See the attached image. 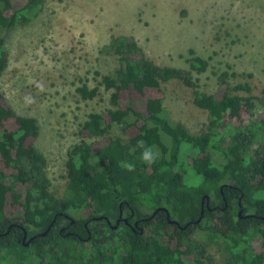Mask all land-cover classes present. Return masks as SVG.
I'll return each mask as SVG.
<instances>
[{
    "label": "trees",
    "instance_id": "16d2710c",
    "mask_svg": "<svg viewBox=\"0 0 264 264\" xmlns=\"http://www.w3.org/2000/svg\"><path fill=\"white\" fill-rule=\"evenodd\" d=\"M45 4L0 0V76L10 63L6 33L29 25ZM110 40L105 50L120 68L102 84L114 91L115 109L82 124L83 142L68 153L62 198L51 193L47 160L36 148L38 121L19 115L0 94V264H208L201 242L224 246L225 264H264V103L258 112L252 98L235 94L251 87H231L225 73L215 94L202 93L193 72L205 73L208 62L194 51L188 71L156 65L131 37ZM175 80L209 113L207 133L193 135L166 116L162 85ZM78 92L84 100L98 96L86 84ZM115 127L125 139L109 136ZM91 138L102 141L88 144ZM145 150L153 162L142 159ZM206 195L209 209L206 200L202 207ZM121 205L124 215L129 206L139 219L166 211L140 223L144 236L124 224L109 226L106 219L115 225ZM64 215L75 224L68 227ZM94 217L103 221L87 231ZM17 226L37 236L31 246Z\"/></svg>",
    "mask_w": 264,
    "mask_h": 264
},
{
    "label": "rangeland",
    "instance_id": "374dc122",
    "mask_svg": "<svg viewBox=\"0 0 264 264\" xmlns=\"http://www.w3.org/2000/svg\"><path fill=\"white\" fill-rule=\"evenodd\" d=\"M5 36L10 63L0 76V94L19 115L38 121L36 148L47 160L56 198L66 193L68 153L83 142L82 124L93 113L115 109L114 91L102 84L120 68L118 57L105 50L113 36L133 38L160 67L189 71L194 51L208 62L205 73L193 72L202 93L215 94L225 73L231 87L249 85L251 92L235 94L252 98L258 112L263 110L264 0H46L29 25ZM84 84L98 89L95 99L79 94ZM162 88L165 114L173 123L193 135L208 132L209 113L195 105L192 89L176 80ZM109 136L126 138L120 127ZM85 140L93 144L102 138ZM213 157L222 162L219 154ZM195 239L201 242L199 233ZM201 243L208 264H225L224 246Z\"/></svg>",
    "mask_w": 264,
    "mask_h": 264
},
{
    "label": "flooded vegetation",
    "instance_id": "af4514ba",
    "mask_svg": "<svg viewBox=\"0 0 264 264\" xmlns=\"http://www.w3.org/2000/svg\"><path fill=\"white\" fill-rule=\"evenodd\" d=\"M223 198V201L225 202L226 201V198H225V196H223L222 197ZM210 204V203H209ZM204 205H205V203H202V207L204 208ZM206 207H207V209H209V206L207 205V203H206ZM226 207H227V205H226ZM123 208V207H122ZM121 208V211H120V215H119V218L116 220V222H115V225H116V223H117V221L118 220H120V224H119V226H118V228L122 225V224H124V225H126L128 228H130L134 233H137V232H139L141 235H144V236H147V235H145V231L147 230V229H144V228H141L140 227V223H145V222H147V221H149V220H151L153 217H155L156 216V214L159 212V211H161V210H163V211H166L164 208H158L157 210H155V212L152 214V216L150 217V218H141V219H139V218H137L136 217V213H135V211L131 208V207H129L128 206V212L129 213H127L126 215H124L125 214V212H124V210ZM63 218L66 220V221H68V224H69V226L68 227H70L71 225H74L75 224V221L71 218V217H69V216H66V215H64L63 216ZM168 218V217H167ZM74 221V222H73ZM92 223H88V224H85V227H86V229H87V231H89V229H91L92 227H93V225L94 224H96V222H100V223H102V221H103V219L101 218L100 219V217H94L93 219H92ZM115 225H109L111 228H113ZM101 225H98V227H100ZM17 227H19V226H17ZM68 227H66V228H68ZM19 228H22V227H19ZM66 228H63L62 229V231H64ZM118 228L116 229V230H118ZM10 230H11V228L8 230V233H10ZM22 231H24V236H23V240H22V243L24 244V242H28L31 238H33V240H32V242H31V245H32V243L34 242V240L37 238V236H29L28 235V233L22 228L21 229ZM115 230V229H114ZM115 230V231H116ZM148 231V230H147ZM25 232L27 233V240L26 241H24V237H25ZM62 233V232H61ZM30 245V246H31Z\"/></svg>",
    "mask_w": 264,
    "mask_h": 264
},
{
    "label": "water",
    "instance_id": "95a60500",
    "mask_svg": "<svg viewBox=\"0 0 264 264\" xmlns=\"http://www.w3.org/2000/svg\"><path fill=\"white\" fill-rule=\"evenodd\" d=\"M222 189H224V186H222L221 189H220V193H221V194H222ZM205 200L207 201V205L209 206V203H210V197H209L208 195H206V196L203 197L202 203H205ZM240 207H241V203H240ZM120 208H122V205L120 206ZM242 213H243V210L241 209V211L239 212V217H240V218H242ZM167 214H168V212H167ZM203 214H204V210H202V216H203ZM168 218H169V214H168ZM100 219H101V218H100ZM105 219H106V218H105ZM106 220H107L108 224L110 225V224H111L110 221H109L108 219H106ZM201 221H202V219L200 218L196 223L199 224V223H201ZM73 222H74V221H73ZM170 223H171V224H177V223L174 222V221H170ZM119 224H120V220L117 221V223H116V225L113 227V229L116 230V229L118 228ZM177 225L180 227L179 224H177ZM185 228H186V226L184 227V229H185ZM46 235H47V232L44 233L42 236H46ZM26 240H27V233L25 232L24 241H26ZM32 240H33V238H31L27 243L24 242V246L29 247V246L31 245Z\"/></svg>",
    "mask_w": 264,
    "mask_h": 264
},
{
    "label": "clouds",
    "instance_id": "9594fccd",
    "mask_svg": "<svg viewBox=\"0 0 264 264\" xmlns=\"http://www.w3.org/2000/svg\"><path fill=\"white\" fill-rule=\"evenodd\" d=\"M142 143L141 142V146H142ZM142 159L146 162H153V156H152V153H151V150H145L144 153L142 154Z\"/></svg>",
    "mask_w": 264,
    "mask_h": 264
}]
</instances>
